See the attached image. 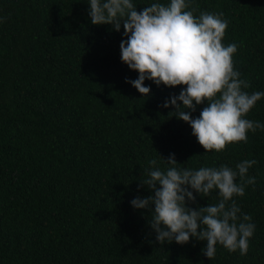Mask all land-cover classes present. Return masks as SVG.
Returning <instances> with one entry per match:
<instances>
[{
  "label": "trees",
  "instance_id": "obj_1",
  "mask_svg": "<svg viewBox=\"0 0 264 264\" xmlns=\"http://www.w3.org/2000/svg\"><path fill=\"white\" fill-rule=\"evenodd\" d=\"M89 2L0 0V264H264V130L207 152L176 109L163 107L184 86L145 80L143 96L126 82L139 73L122 61L123 25H93ZM132 2L142 11L170 0ZM191 3L197 17L223 13L222 44L237 45L243 90L264 92V0ZM244 118L264 123V98ZM171 154L193 170L257 161L248 171L255 185L233 198L255 225L246 255L218 244L210 260L206 241L156 240L151 213L131 201L152 195L140 187L149 162L166 170ZM217 192L194 193L188 206L215 204Z\"/></svg>",
  "mask_w": 264,
  "mask_h": 264
},
{
  "label": "clouds",
  "instance_id": "obj_2",
  "mask_svg": "<svg viewBox=\"0 0 264 264\" xmlns=\"http://www.w3.org/2000/svg\"><path fill=\"white\" fill-rule=\"evenodd\" d=\"M89 4L93 25H112L116 32L123 25L127 39L120 44L121 58L139 73L137 80L126 82L143 96L151 91L144 86L145 80L169 88L184 86L179 96H172L163 107L176 109L171 114L190 124L207 152H223L229 144L247 143L248 132L264 130V123L244 118L264 98V92L243 90L250 84L234 70L237 45L222 44L228 28L223 13L201 12L197 17L191 0L152 3L142 11L132 0H90ZM205 101L208 106L193 119L192 113ZM163 160L169 165L166 170L153 159L147 178L140 182L152 195L131 201L135 209L151 213L149 225L156 240L161 245L173 241L185 245L191 238L206 241L202 254L210 260L218 244L229 252L239 250L246 255L255 225L233 198L243 197L246 185H255L256 178L248 171L257 161H242L235 170L227 165L193 170L179 167L175 154ZM214 190H218L217 203L198 209L188 206L196 203L194 193L203 198Z\"/></svg>",
  "mask_w": 264,
  "mask_h": 264
}]
</instances>
